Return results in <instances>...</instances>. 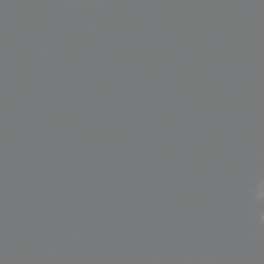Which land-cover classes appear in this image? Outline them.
<instances>
[{
	"label": "water",
	"instance_id": "95a60500",
	"mask_svg": "<svg viewBox=\"0 0 264 264\" xmlns=\"http://www.w3.org/2000/svg\"><path fill=\"white\" fill-rule=\"evenodd\" d=\"M264 0H0V264H264Z\"/></svg>",
	"mask_w": 264,
	"mask_h": 264
},
{
	"label": "clouds",
	"instance_id": "9594fccd",
	"mask_svg": "<svg viewBox=\"0 0 264 264\" xmlns=\"http://www.w3.org/2000/svg\"><path fill=\"white\" fill-rule=\"evenodd\" d=\"M259 195L261 197H264V183H261V185H260Z\"/></svg>",
	"mask_w": 264,
	"mask_h": 264
}]
</instances>
